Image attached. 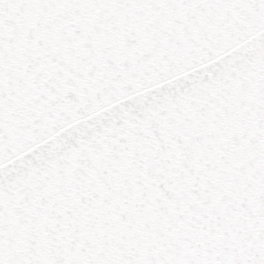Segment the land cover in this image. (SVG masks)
Segmentation results:
<instances>
[{"label":"snow or ice","instance_id":"6c2138e0","mask_svg":"<svg viewBox=\"0 0 264 264\" xmlns=\"http://www.w3.org/2000/svg\"><path fill=\"white\" fill-rule=\"evenodd\" d=\"M0 264H264V0H0Z\"/></svg>","mask_w":264,"mask_h":264}]
</instances>
